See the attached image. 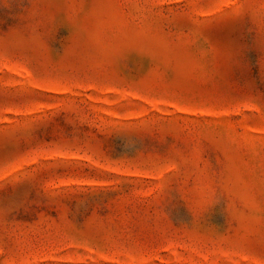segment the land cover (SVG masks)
Here are the masks:
<instances>
[{
	"label": "rangeland",
	"instance_id": "1",
	"mask_svg": "<svg viewBox=\"0 0 264 264\" xmlns=\"http://www.w3.org/2000/svg\"><path fill=\"white\" fill-rule=\"evenodd\" d=\"M0 264H264V0H0Z\"/></svg>",
	"mask_w": 264,
	"mask_h": 264
}]
</instances>
